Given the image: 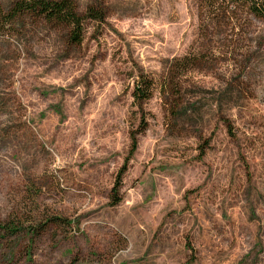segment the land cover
Here are the masks:
<instances>
[{
  "label": "rangeland",
  "instance_id": "obj_1",
  "mask_svg": "<svg viewBox=\"0 0 264 264\" xmlns=\"http://www.w3.org/2000/svg\"><path fill=\"white\" fill-rule=\"evenodd\" d=\"M76 2L105 14L80 45L29 18L0 32V223L71 222L2 234L0 264H264V21L236 30L240 55L217 35L228 57L189 72L176 104L161 83L194 51L199 0ZM141 71L158 82L144 112Z\"/></svg>",
  "mask_w": 264,
  "mask_h": 264
},
{
  "label": "trees",
  "instance_id": "obj_2",
  "mask_svg": "<svg viewBox=\"0 0 264 264\" xmlns=\"http://www.w3.org/2000/svg\"><path fill=\"white\" fill-rule=\"evenodd\" d=\"M199 18L201 20L199 38L194 46V51L176 57L170 63L167 75L162 81V92L167 98H173V103H178L182 98V84L187 74L191 71H203L211 63H218L227 54L217 55L216 36L223 35L225 47L232 55H240L237 52L241 42L246 39L239 33L242 28L250 25L246 17L251 16L264 21V0H199ZM31 19L37 22L61 27L64 30L66 41L69 45H80L86 34V22L88 20L100 22L104 20L103 9L90 5L82 12L76 0H15L4 7L0 3V32L11 34L14 24L22 19ZM236 30H239L236 32ZM157 80L154 76L141 71L135 75V85L132 91L134 104L139 110L145 111V104L152 98L156 89ZM175 114V110H172ZM147 118L141 117L139 130L131 133V148L124 164L118 170L115 184L110 194L112 206L118 205L123 197L120 189L124 175L128 169L129 161L138 149V135L147 129ZM68 225L63 218L52 217L41 223L34 229L27 228L24 223L5 222L0 223V237H12L20 234H41L50 224ZM33 224L32 222L30 225Z\"/></svg>",
  "mask_w": 264,
  "mask_h": 264
}]
</instances>
